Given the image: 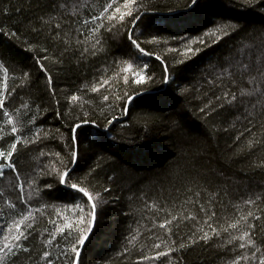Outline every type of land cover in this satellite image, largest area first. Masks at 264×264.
<instances>
[{"label": "trees", "instance_id": "obj_1", "mask_svg": "<svg viewBox=\"0 0 264 264\" xmlns=\"http://www.w3.org/2000/svg\"><path fill=\"white\" fill-rule=\"evenodd\" d=\"M185 2L150 0L147 9L140 10L143 19L136 31L139 33L145 25L148 27L139 39L145 40L151 33L160 41L142 46L160 54L167 63L160 65L154 57H143L142 61L148 62L157 75L167 67L173 81L165 85L158 78L141 87L125 84V77L137 71L133 64L125 72L127 63H120L121 58L131 63L134 52L126 45V34L118 39L113 33L103 31L110 53L107 57L79 66L75 58H66L63 70L59 62L53 64L60 56L56 48L45 45L46 53H40L39 47L32 52L26 49L27 42L35 43V34L30 29L39 27L38 18L42 15L44 19L49 15L58 20L70 19L74 29L79 27L86 32L83 22L98 16L109 3L113 6L108 16L118 22L120 13L128 10L125 3L140 5L148 0H55V9L53 0H0V98L6 104L0 109V137L11 141V126L4 112L14 120L23 121V126L16 125L22 136L16 164L24 182L21 193L14 174L4 169L5 175L0 178V247L8 245L6 251L0 252V264H45L41 257L46 250L51 253L54 264H71L74 260L69 238L57 231L77 218L72 206L66 203V190L57 185L54 175H42L40 180L52 184L56 190L42 197H30L28 181L35 173L63 171L65 164L72 168L65 140L71 141L69 125L76 117L83 118L84 112L89 113L87 119L95 121L101 131L105 130L107 119L113 123L108 126L109 142L103 149L97 146L90 149L87 158H82L72 173L73 178H79L90 168H96L85 186H90L94 196L100 192L106 202L98 209L95 227L78 256V264H232L239 259V254L251 256V253L248 250L240 253L238 241L234 245L224 244L228 235L222 229L237 221L244 224L240 217L249 212L258 217L247 221L256 225L253 234L256 246L264 248V109L257 104L251 122L246 119L243 108L240 112L221 111L211 118L200 112L209 99L215 100V96L222 94V88L239 91L221 84L227 80L220 74V66L227 67L225 58L233 63L239 59L259 63L264 59V0H232L231 3L211 0L210 12L193 16L182 14L186 11ZM60 4L65 7L60 9ZM77 20L79 24L75 23ZM227 20L238 22L241 31L216 41L215 26ZM56 22L52 21L53 26ZM103 23L107 25V17ZM92 26L89 23L87 28ZM114 31L117 35L123 31L119 23ZM206 31L213 34L205 36ZM179 37L187 39L181 42ZM198 38L205 43L200 44ZM186 44L199 48V53L189 59ZM172 48L177 51H169ZM38 54L47 56L44 63L53 78L51 88L45 74L35 65ZM177 60H184L186 64L177 65ZM177 67L183 69L178 79L173 71ZM23 71L30 72L31 79L21 88ZM105 80L107 84H103ZM213 80L215 87L209 83ZM177 84L189 91L181 95ZM93 87L98 91L93 92ZM133 88L138 92L167 89L163 91L166 101L145 107L139 100L131 104L116 100V96L123 98L125 93L132 94ZM72 96L77 99L72 100ZM104 97H108L107 104ZM261 102L264 103V97ZM101 107L105 116L100 115ZM248 109L251 111V105ZM32 116H35V126L29 124ZM36 128L42 130V139L25 145L24 141L33 139ZM78 133L81 149L95 138L91 123ZM45 134L50 135L45 139ZM41 152L46 155L41 156ZM110 176L114 179L109 180ZM40 188L44 189L45 183H40ZM21 195L26 203L20 202ZM248 200L252 203L246 204ZM201 207L208 210L207 215L200 212ZM173 216L177 220L172 221ZM209 216H212L210 221ZM166 220L171 221L170 227L161 229L159 225ZM206 221L221 235L213 236L208 245L202 241L189 245L190 239L205 232L211 235ZM17 224L23 226L22 231L17 229ZM229 231L234 236L241 234ZM53 233L57 240L46 245ZM16 235L21 237V248L27 247L29 252L16 247L13 239ZM182 243L188 246L181 248ZM155 244H161L158 250L169 255L144 259L155 255ZM63 253L68 254L67 258ZM262 255L264 251L240 264H259Z\"/></svg>", "mask_w": 264, "mask_h": 264}, {"label": "snow or ice", "instance_id": "obj_2", "mask_svg": "<svg viewBox=\"0 0 264 264\" xmlns=\"http://www.w3.org/2000/svg\"><path fill=\"white\" fill-rule=\"evenodd\" d=\"M229 3L232 0H228ZM150 0L148 3L135 5L125 3L124 7L128 10L126 12H121L119 21H115V17L108 16L110 9L112 8V4L109 3L107 6L103 8V10L99 13V15H93L89 20H85L83 22L84 27L87 31H81L79 27L73 28L72 21L70 19L58 20L57 17L49 15L47 19H44V16L38 18L39 27H32L30 29L31 33L35 34V43L27 42L28 48L26 49L29 52H32L37 47H39L40 53H46L48 51V45L50 47H54L57 51L60 52V56L56 57L53 60V64L57 62L60 63L61 68L63 70V62L64 59L75 58L77 62V66L81 63H91V60H95L101 56L107 57L110 53L108 50V46L106 45L107 38L103 36V31H107L109 33H113L116 38L121 39L126 34V45L130 49L134 50L131 63H128L126 60L121 58L120 63H127V67L124 69L125 72H128L133 64L136 65L137 71H134L131 77H125V84H134L143 87L146 83L155 81L158 78L163 81L165 85H171L173 82L170 79V72L167 67H164L162 71L157 75L154 69H152L151 65L142 61L143 57H154L155 61H158L160 65H166L167 60L162 58L160 54H156L154 51L147 49L142 46L144 44L153 45L159 43V39L157 35H153L148 33V38L145 40H140L139 36H144L147 31V25L137 33L136 29L140 28L141 21L143 17L140 15V10H146L149 6ZM57 7L55 0H53V8ZM65 7L64 4H60L59 8L63 9ZM186 11L183 12V15L193 16V15H203L205 13L210 12L211 10V0H186L184 5ZM6 11V10H5ZM107 17V25L103 23L105 18ZM57 20L55 25L53 26L52 21ZM75 23L79 24V20L75 21ZM91 23L93 26L91 28H87V26ZM119 23L120 27L123 29L119 35L116 34V24ZM130 25V26H129ZM241 31L240 25L236 21L227 20L222 23H219L215 26V32L218 34L216 36V41L222 39L225 36L234 34ZM211 31H206L204 33L205 36L212 35ZM11 35L13 37L18 38V34L16 32H12ZM83 37V39H81ZM174 39L176 37H173ZM181 42H183L186 37H179ZM43 41V44L41 43ZM214 41V42H216ZM198 42L200 44H204L205 41L202 38H198ZM163 44H167V41H163ZM189 43L191 41L189 40ZM249 48L251 46H248ZM185 50L188 58L190 59L193 55H197L200 51L199 48L189 47L188 44L185 45ZM169 51L175 52L176 49L172 48ZM55 55V54H54ZM264 56V54H262ZM91 58V59H90ZM47 59L46 55H37L35 59V65L38 66V69L41 73L45 74V78L48 81V86L52 87V75L50 69L44 63ZM138 61H142V63H137ZM225 62L227 63V67L221 65L220 66V74L221 76L227 77V80H222L221 84H226L227 87H231L233 89L239 88V91H228L227 88H222V94L220 96H215V100L209 99L207 103L200 109V112L208 118H211L213 114L219 115L221 111H229L235 110L240 112L243 108L247 113L246 119H249L252 116V112L255 111L257 104H260L261 108L264 109V103L261 102V97H264V59H262L259 63H254L252 59H248L247 61L243 59L235 60V62H231L228 58H225ZM177 65L186 64L184 60H177ZM176 73L177 79L179 78L180 72L183 71L182 68L177 67L173 69ZM152 73L151 75L149 73ZM220 77H216L219 79ZM31 79V73L27 71L22 72V79L20 81V87L23 88L26 83H28ZM108 81L105 80L103 84H107ZM214 87L216 86L215 80L209 81ZM103 84L101 87H103ZM177 88H179V84H177ZM54 93V88L52 89ZM93 92H97L98 89L96 87L92 88ZM163 91H167L164 89ZM163 91L159 88L155 90H145L143 92H138L135 88L132 89V94L125 93L123 98L120 96H116V100H126L129 104L140 101L141 106L151 107L153 104L164 103L166 101V97L163 94ZM180 94L183 95L189 91L187 88H179ZM8 95V93H6ZM208 93H205L207 96ZM76 96H72V100H76ZM108 97H104L105 104H107ZM59 102V101H57ZM248 105H251V111L248 109ZM6 106L3 98H0V109H3ZM123 110V105H122ZM6 118L7 124L11 126V141L9 142L8 137H0V178H3L5 175L4 169H7L10 173L14 174L16 181L18 182L19 188L18 190L23 193L24 182L21 180V169L16 164L17 154L20 149V145L22 142V136L18 134L17 124L23 126V121L14 120L13 117L8 113H3ZM100 115L105 116V110L101 107ZM89 116L88 112L83 113V118L76 117L73 120V123L69 125L71 129V141L68 142L65 140V143L68 145L69 158L68 163L72 164V168H68L67 164L64 165V170H52L46 173H35L28 181L31 196L42 197L44 195H49L51 192L56 189L52 184L46 183L40 180L42 175H54L56 179V183L58 186L62 187L66 190V203L70 204L73 208L74 213L77 218L71 223H65L62 227L58 228L57 231L60 235L67 236L69 238V243L71 244V252L75 256L78 257L80 253V247L85 244V241L91 236L92 229L95 227L96 218L98 209L103 206L106 202L101 199V193L96 192L95 196L93 192L90 190V186H85L88 183L89 177L93 175L96 171V168H90L87 173H85L82 177L73 178L72 173L76 170V165L82 158H87V153L94 146L100 147L103 149L104 145L108 143L107 132L110 131L109 125L113 123L112 119H107L106 124L104 125L105 130L101 131L99 129V125L96 124L95 121H90L87 119ZM114 119V118H113ZM79 121V122H77ZM92 124L95 129V138L88 141L87 146L84 149H81V143L78 130L83 126ZM29 124L35 126V116H32V119L29 120ZM227 130V129H226ZM41 129L36 128L35 132L32 133L33 139L24 141L25 145H33L42 139L41 137ZM59 132V129H57ZM50 134H45L44 138ZM60 138L64 140L63 133H60ZM6 144V147H5ZM251 147V144L249 145ZM26 150H29L26 148ZM46 155V153L41 152V156ZM59 157V153L56 154ZM98 159H102V157H98ZM109 180L114 179V177H108ZM40 183H45V188H40ZM104 192L109 191V189H104ZM20 202L26 203L23 195L20 197ZM246 204H251L252 201H245ZM5 204L14 208L15 206L11 204L9 201H5ZM78 209V213L76 210ZM200 212L208 214V210L204 207L200 208ZM212 216H215V213H212ZM212 216H209V221L212 219ZM252 218L253 220L258 219L251 212L248 213L247 216H241L240 220L244 221V224H241L240 221L229 223L226 228H223L222 231L228 235V239L224 241V244L234 245V242L238 241V248L240 253L245 250L250 251L251 256H245L239 254L238 260H233L232 264H240L241 261H246L249 259L256 258L257 253L264 251V248L257 247L256 241L254 240L253 234L256 228L255 223H247L248 219ZM67 221V217L64 218ZM185 219H195V217H185ZM177 220L176 216L172 217V221ZM208 223V228L210 230L211 235L208 232H205L202 236L190 239L189 245H193L199 242H203L205 245H208L212 240L213 236L219 237L221 235L220 231L216 228L212 227L211 223ZM171 221L166 220L161 223L159 227L161 229H168L170 227ZM17 229L22 231L23 226L21 224L16 225ZM65 229H69V231H65ZM73 229L75 230V235H73ZM229 230L239 231L241 234L239 236H234L231 234ZM56 233H53L49 240L46 241V245H51L53 241L57 240ZM13 239L17 242L16 247L20 248L23 252H29L30 249L27 247H22L19 244L21 239L20 235H16ZM26 239V237H25ZM135 239V236L132 237ZM264 244V241H262ZM181 248H184L188 245L180 244ZM154 247L157 249L155 255L153 257H143L144 259H159L162 256L169 255V252H162L158 249L161 247V244H155ZM223 248V245H221ZM8 245L5 244L3 247H0V252L6 251ZM254 249V251H253ZM171 251V250H170ZM67 258V253H63ZM45 264H54L51 259V253L49 251H44L41 257ZM71 264H78V260H73ZM259 264H264V255L260 256Z\"/></svg>", "mask_w": 264, "mask_h": 264}, {"label": "water", "instance_id": "obj_3", "mask_svg": "<svg viewBox=\"0 0 264 264\" xmlns=\"http://www.w3.org/2000/svg\"><path fill=\"white\" fill-rule=\"evenodd\" d=\"M86 242V241H85ZM84 246V245H83ZM83 246H79L80 247V252H81V250H82V248H83ZM80 254V253H79ZM79 256V255H78ZM78 259V257L77 256H75L74 257V260H77Z\"/></svg>", "mask_w": 264, "mask_h": 264}]
</instances>
